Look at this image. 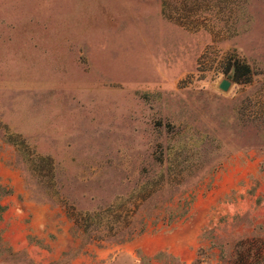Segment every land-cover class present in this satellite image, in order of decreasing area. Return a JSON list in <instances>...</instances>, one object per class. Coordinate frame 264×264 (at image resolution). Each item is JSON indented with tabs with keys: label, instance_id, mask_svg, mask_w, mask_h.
I'll return each mask as SVG.
<instances>
[{
	"label": "rangeland",
	"instance_id": "1",
	"mask_svg": "<svg viewBox=\"0 0 264 264\" xmlns=\"http://www.w3.org/2000/svg\"><path fill=\"white\" fill-rule=\"evenodd\" d=\"M0 264H264V0H0Z\"/></svg>",
	"mask_w": 264,
	"mask_h": 264
},
{
	"label": "trees",
	"instance_id": "2",
	"mask_svg": "<svg viewBox=\"0 0 264 264\" xmlns=\"http://www.w3.org/2000/svg\"><path fill=\"white\" fill-rule=\"evenodd\" d=\"M232 67L233 68H235V77H236V80L238 81L239 80V77L240 76H243V75H248L251 71H250V68H249V66L248 65H244L243 67L240 65V64H238V63H234V64H232ZM138 208H139V206H138ZM185 212V211H184ZM183 212V213H184ZM71 215V214H70ZM135 216V212H134V214H130V215H128V218L129 219H131V217L132 216ZM177 215H178V212H177ZM182 215V214H181ZM180 215V216H181ZM133 216V217H134ZM74 221H75V223H77V225H78V223H80V219L79 220H75L74 219ZM129 225H131V223L129 222ZM128 225V226H129ZM127 227V226H126ZM126 227H125V229H126ZM145 228H146V225H144V226H142V228L139 230V232H137V233H142L143 231H145ZM113 230V228L111 227V226H109V227H106L105 229H103V231H104V237L105 236H112V234L113 235H115V233L112 231ZM132 235H134V233H131ZM242 255V254H241Z\"/></svg>",
	"mask_w": 264,
	"mask_h": 264
},
{
	"label": "water",
	"instance_id": "3",
	"mask_svg": "<svg viewBox=\"0 0 264 264\" xmlns=\"http://www.w3.org/2000/svg\"><path fill=\"white\" fill-rule=\"evenodd\" d=\"M234 70H231V72L227 75L226 78H223L218 87L222 90V91H228L230 89V87L233 84V79H234Z\"/></svg>",
	"mask_w": 264,
	"mask_h": 264
},
{
	"label": "bare ground",
	"instance_id": "4",
	"mask_svg": "<svg viewBox=\"0 0 264 264\" xmlns=\"http://www.w3.org/2000/svg\"><path fill=\"white\" fill-rule=\"evenodd\" d=\"M171 238V237H170Z\"/></svg>",
	"mask_w": 264,
	"mask_h": 264
}]
</instances>
